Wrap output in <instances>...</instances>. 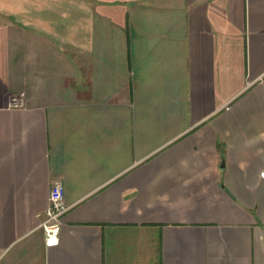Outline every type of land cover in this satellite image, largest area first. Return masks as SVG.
I'll return each instance as SVG.
<instances>
[{
	"label": "crops",
	"instance_id": "0c3cea01",
	"mask_svg": "<svg viewBox=\"0 0 264 264\" xmlns=\"http://www.w3.org/2000/svg\"><path fill=\"white\" fill-rule=\"evenodd\" d=\"M0 264H264V0H0Z\"/></svg>",
	"mask_w": 264,
	"mask_h": 264
},
{
	"label": "built area",
	"instance_id": "2783aa9c",
	"mask_svg": "<svg viewBox=\"0 0 264 264\" xmlns=\"http://www.w3.org/2000/svg\"><path fill=\"white\" fill-rule=\"evenodd\" d=\"M9 107H23L21 99L12 100ZM69 206L64 200L63 184L60 180H53L49 192V203L40 223L44 237L45 247H53L59 243L61 220L63 215L69 210Z\"/></svg>",
	"mask_w": 264,
	"mask_h": 264
}]
</instances>
